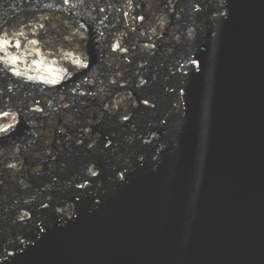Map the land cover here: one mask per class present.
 <instances>
[{"label": "water", "instance_id": "1", "mask_svg": "<svg viewBox=\"0 0 264 264\" xmlns=\"http://www.w3.org/2000/svg\"><path fill=\"white\" fill-rule=\"evenodd\" d=\"M0 264H264V0H0Z\"/></svg>", "mask_w": 264, "mask_h": 264}, {"label": "snow or ice", "instance_id": "2", "mask_svg": "<svg viewBox=\"0 0 264 264\" xmlns=\"http://www.w3.org/2000/svg\"><path fill=\"white\" fill-rule=\"evenodd\" d=\"M3 45H0V47H2Z\"/></svg>", "mask_w": 264, "mask_h": 264}]
</instances>
